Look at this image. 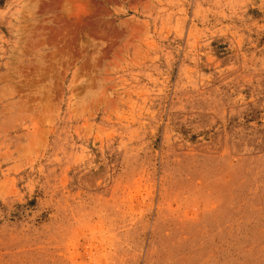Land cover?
Segmentation results:
<instances>
[{
	"label": "rangeland",
	"instance_id": "1",
	"mask_svg": "<svg viewBox=\"0 0 264 264\" xmlns=\"http://www.w3.org/2000/svg\"><path fill=\"white\" fill-rule=\"evenodd\" d=\"M0 264H264V0H0Z\"/></svg>",
	"mask_w": 264,
	"mask_h": 264
}]
</instances>
